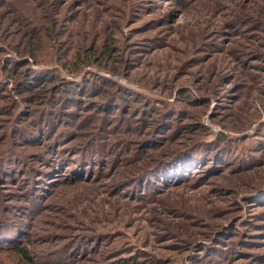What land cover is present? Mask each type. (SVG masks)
<instances>
[{
  "label": "rangeland",
  "instance_id": "374dc122",
  "mask_svg": "<svg viewBox=\"0 0 264 264\" xmlns=\"http://www.w3.org/2000/svg\"><path fill=\"white\" fill-rule=\"evenodd\" d=\"M7 144L0 264H264V0H0Z\"/></svg>",
  "mask_w": 264,
  "mask_h": 264
},
{
  "label": "trees",
  "instance_id": "16d2710c",
  "mask_svg": "<svg viewBox=\"0 0 264 264\" xmlns=\"http://www.w3.org/2000/svg\"><path fill=\"white\" fill-rule=\"evenodd\" d=\"M76 89H77V85L72 84V85H70L68 92L70 93V95H72L74 92H76L75 91ZM115 99H118L119 104H121L123 106L128 104V101H129V97H127L125 95H121V94H119V96H117ZM107 100H108V97H107ZM60 111L63 112L61 109H60ZM63 118H68V117H63ZM38 133H39V131H38ZM57 139L59 140L58 136H57ZM52 140H54V139H52ZM187 145H188L187 147H182V148H178L175 146L174 148H170L168 151L164 152L161 156H159L154 161V163L151 164V166L149 168L141 170L142 172H140V175H142V176L140 178H142L143 180H146V179L153 177L155 174H158V171H161L162 167L165 168L168 163H170V162L172 163L176 160L178 161V160H180L179 158H182L183 156L187 155V154H185V155L179 156L180 154H182L184 152L190 154L191 151L196 146L199 145V143L196 142L194 147L191 150H186L187 148L192 146L191 143L187 144ZM6 148H9V149L3 148L0 150V180H2V179L4 180L8 176L16 177L18 172H20L21 170L23 172L22 175H26L27 178H29L32 175V169L30 168L31 162L25 163V161L21 157L22 155L16 154L18 151L15 149H12V147H10L9 144L6 145ZM83 150H85V149H83ZM217 150H219V149H217ZM49 152H52L51 154L55 155V157L52 158L53 163L52 162L47 163L49 165V168H50L49 171L47 172L48 175L50 173H52L55 169V166L58 165V163H60L59 160H61V158H65V156L62 155L64 153L63 147H58L57 144H55V145L53 144L51 147L49 146V149L47 146L45 153H42L38 156H43V157L46 156L47 157ZM78 152L80 154L81 151H78ZM81 154H83V159H85L87 161L92 159L91 153L90 152L88 153L86 150L83 153L81 152ZM96 154L98 156H100V152H98ZM18 158H19V160L15 161V159H18ZM48 159L49 158H45L44 160L47 161ZM183 166L184 165H181V170H182ZM175 177H176V175H175ZM48 182H51V180H49L45 183H48ZM39 183H42V181H40ZM42 188L46 189V191H48V187L43 186ZM29 191H30L29 189H26L25 186H23L22 195L24 194L26 196ZM3 208H4V206L0 207V215H1L0 220H3V223L0 226V247L6 246L7 244H9V242H11L9 238L14 237L16 235L14 230H10V229L6 230L7 225L9 223V219H8V222L5 221V219H6V217L7 218L10 217V214L6 215V212H3L4 211ZM12 212H14V214H19L20 210L12 211ZM17 240L18 239L16 238L15 241H17ZM16 252L18 254H20L23 258H25L27 261L31 260L29 257V253L27 252V250H25V248L18 247V248H16ZM124 264H125V262H124Z\"/></svg>",
  "mask_w": 264,
  "mask_h": 264
}]
</instances>
